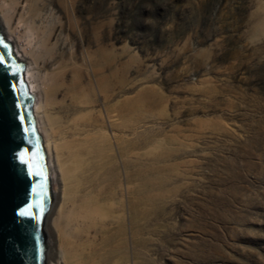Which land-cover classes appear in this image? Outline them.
<instances>
[{
    "label": "rangeland",
    "instance_id": "1",
    "mask_svg": "<svg viewBox=\"0 0 264 264\" xmlns=\"http://www.w3.org/2000/svg\"><path fill=\"white\" fill-rule=\"evenodd\" d=\"M43 1L67 54L106 50L137 148V215L115 158L104 192L121 220L101 246L117 248L95 264H264V0ZM61 200L52 184L48 214ZM44 234L47 264H66Z\"/></svg>",
    "mask_w": 264,
    "mask_h": 264
},
{
    "label": "bare ground",
    "instance_id": "2",
    "mask_svg": "<svg viewBox=\"0 0 264 264\" xmlns=\"http://www.w3.org/2000/svg\"><path fill=\"white\" fill-rule=\"evenodd\" d=\"M46 6L43 0H0V32L25 65L51 190L52 184L56 189L59 186L62 194L60 205L44 216L43 234L45 228L49 238L57 235L64 263L95 264L97 253L110 260L117 248L111 252L101 246L112 241L109 230L121 220L104 192L106 176L116 169L112 163L115 158L125 190L133 196L128 212L134 219L137 215L129 170L136 163L137 148L136 143L123 138V103L114 104L109 95L106 50L82 45L81 50L73 48L67 54L61 30L43 16ZM8 37L19 45L15 47ZM117 86L121 88L120 81ZM48 243L45 241L44 264L54 258L50 239Z\"/></svg>",
    "mask_w": 264,
    "mask_h": 264
},
{
    "label": "water",
    "instance_id": "3",
    "mask_svg": "<svg viewBox=\"0 0 264 264\" xmlns=\"http://www.w3.org/2000/svg\"><path fill=\"white\" fill-rule=\"evenodd\" d=\"M0 59V264H44L42 226L52 203L46 155L25 65L1 32ZM29 206L31 214L20 216Z\"/></svg>",
    "mask_w": 264,
    "mask_h": 264
},
{
    "label": "snow or ice",
    "instance_id": "4",
    "mask_svg": "<svg viewBox=\"0 0 264 264\" xmlns=\"http://www.w3.org/2000/svg\"><path fill=\"white\" fill-rule=\"evenodd\" d=\"M0 63H3V60H2V59H0ZM20 119L23 120V116H20ZM20 162H21L22 164H24V165H27V164L29 163V161L23 159L22 157H21V159H20ZM30 208H31V206H29L28 209H24V210H22V211L19 213V215L22 216V217H23V216H29V215L31 214V213H30Z\"/></svg>",
    "mask_w": 264,
    "mask_h": 264
}]
</instances>
